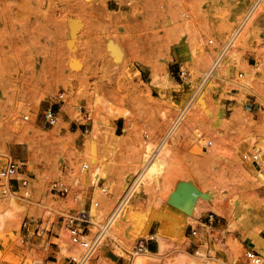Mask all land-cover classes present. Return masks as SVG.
I'll use <instances>...</instances> for the list:
<instances>
[{"label":"rangeland","instance_id":"rangeland-1","mask_svg":"<svg viewBox=\"0 0 264 264\" xmlns=\"http://www.w3.org/2000/svg\"><path fill=\"white\" fill-rule=\"evenodd\" d=\"M254 1L0 0V167L24 163L17 178L28 182H13L14 193L0 199V264H44L47 241L31 249L25 234L96 203L103 220L90 217L92 240L189 104L158 154L159 176L134 182L130 201L140 213L168 215L166 233L153 222L132 239L128 224L115 226L116 239L106 235L88 264H108L111 250L127 264H252L235 233L261 238L264 249L246 204H264V1L228 67L211 89L197 96V88ZM48 109L57 113L53 126ZM56 181L70 185L68 196L52 191ZM238 203L248 210L246 227L234 216ZM140 239L156 251L134 253ZM56 242L59 264L80 256L66 226Z\"/></svg>","mask_w":264,"mask_h":264},{"label":"bare ground","instance_id":"bare-ground-1","mask_svg":"<svg viewBox=\"0 0 264 264\" xmlns=\"http://www.w3.org/2000/svg\"><path fill=\"white\" fill-rule=\"evenodd\" d=\"M263 1L264 0H255L254 1L250 10L246 13L245 17L243 18L240 26L234 31L233 35H231L232 41L230 43V46L227 49V51L224 52L222 59H221L220 63L218 64V66L216 67V69L214 70V73L212 74L211 78H209L207 81H205L202 84H201V81L199 82L198 88H197L198 89L197 96L202 95L206 89H211L212 82L218 76L219 70L228 67V65H229L228 64L229 54H230L232 48L239 41L241 33H242L246 23L249 21L250 17L252 16L253 12L259 7V5ZM212 52H213V49L207 50L206 55L208 58L212 57ZM213 61H214V59H213ZM194 80H196V79L194 78ZM195 82L196 81L192 82V84L194 85ZM189 108H190V104L185 109H183V113L180 116L178 123H180V121L184 119L185 114H187V112L189 111ZM184 110L187 111V112H185V114H184ZM178 123L175 124L173 126V128L170 130V132L168 133V135L164 139H162L158 150H156L151 155L146 154L145 163L143 165L144 168L142 169V171L140 173L137 174V178H136V180H134V182L139 183L140 181L147 180V179H154V178H157L159 176L160 167H159L158 154L162 150H164L165 147L167 146L169 139H171V137L173 136V134L177 130V125H179ZM259 153L262 154L261 152H259ZM257 174L260 177H263V174L261 172L258 171ZM98 178H99L98 175H96L95 176V182L98 180ZM134 182L128 186V189L125 192L127 195L124 194V196L126 195L125 201L121 205L120 209L115 214H113L114 213V211H113L109 215V217L106 219V222H108V225H106L105 227H104V225L101 226V227H104V232H105L103 238L106 235H109L112 239H116V235L113 231V228L115 226L120 227L121 224H128V232H129V235L132 239H134L138 236L148 235V233L150 231V227H151L153 222H159V227H158V234L159 235H163L164 233H166L167 226L170 222L168 215H166L165 213L159 212L161 210H153V211H150L148 213H140L133 208V205L131 204L130 201H131L134 193L136 192L137 185H138L137 183H134ZM95 205H96V203L94 205H92V209H90L89 215L92 218V221H93L92 223H94V225H98L103 220V217L101 215V212L97 211L98 209L94 208ZM234 216L245 227L247 226V223L249 220V214H248V210L245 206H243L240 203L236 204L234 206ZM94 225L92 226V228L94 227ZM174 230H175L176 236L179 239H184L185 235H184V230H183L182 226H175ZM254 237L256 238V236H254ZM103 238H102V240H103ZM256 239L260 241L261 238H256ZM96 251H97V248L94 250L92 255H94L96 253ZM150 253L151 252H149V251L147 252V254H149V255H150ZM136 263L137 264H143V262L141 260L136 261Z\"/></svg>","mask_w":264,"mask_h":264},{"label":"built area","instance_id":"built-area-1","mask_svg":"<svg viewBox=\"0 0 264 264\" xmlns=\"http://www.w3.org/2000/svg\"><path fill=\"white\" fill-rule=\"evenodd\" d=\"M231 41H232V38L226 43V45L222 48V50L218 53L217 57L212 62L210 68L204 73L201 79V84L207 81L209 78H211L212 74L214 73V70L220 63L224 52H226L227 49L229 48ZM181 73L184 74L182 71ZM62 96L63 95H61V98ZM181 115L182 114H180L174 120L171 128L166 133L164 138L168 135L170 130L173 128V126L178 123ZM44 118L48 125L53 126L56 123L58 117L55 111H53L52 109H48L44 114ZM25 119L28 120V117H25ZM199 138H201V135L199 136ZM211 144H212L211 141L207 143L208 146ZM245 158H247V156H245ZM252 158L255 162H257L258 155H253ZM24 166H25L24 163H20L19 161H16L14 159H9L4 166L0 167V199L5 198L9 196L10 194L14 193L13 192L14 185L12 184L13 182H15L17 186L21 184L23 186L27 185L28 183L27 180L17 178V175H22L23 173L22 170ZM87 168H88L87 165L83 166V169H87ZM52 191H54L60 196L66 197L69 195L71 191V187L65 181H56L52 185ZM126 195L125 196L123 195L122 197L123 199L121 198L122 200L120 199L119 203L115 207L113 214H115L120 209L121 205L125 201ZM213 219H214L213 214L208 216L209 222H212ZM89 223H90V215L86 211L78 212L77 218L75 219L70 218V221L68 223L69 224L68 232H69L70 241L72 244L79 246L81 249L80 256L77 259H72L71 264H88L94 250L97 248L99 243L102 241V238L105 233L104 227L108 225V222L104 223V227H101V229L98 231V233L95 235V237L92 240L87 239V235L85 234L86 231L89 230L88 229ZM83 224L85 226H83ZM24 226H26V224ZM196 234H197V231L192 230V235L196 236ZM133 251L136 254L147 253L149 251L148 242L144 239L138 240L134 245ZM246 258L252 264H262L263 262L262 255L256 249L251 248V247L248 248L246 251Z\"/></svg>","mask_w":264,"mask_h":264},{"label":"crops","instance_id":"crops-1","mask_svg":"<svg viewBox=\"0 0 264 264\" xmlns=\"http://www.w3.org/2000/svg\"><path fill=\"white\" fill-rule=\"evenodd\" d=\"M179 56H182V54L179 52ZM121 119H118L116 122H114L115 130L116 132L120 128ZM263 198V197H261ZM245 203V202H244ZM251 206L252 214L257 218L255 223L252 226L253 230L264 232V204L263 203H246ZM74 213L70 212V216ZM69 220V217L62 216L60 217L59 221L52 224V226L48 230H44L43 232L38 233H31L28 231L24 236V243L28 245L29 248H33L38 244V242L41 240H46L48 243V249L47 253L45 254L44 258V264H59L61 262V255L62 250L60 249L58 243L56 240H59L61 238V233L66 226L68 228L69 224H65L66 221ZM41 234L39 236L38 234ZM235 237L239 239L241 242L247 243V246L250 248L256 249L264 258L263 249L260 247L257 239L241 230L237 231L235 233ZM250 244L252 246H250ZM20 251V248L18 247L17 251L15 253H18ZM149 251L155 252L156 247L154 245H149ZM105 259H107L108 264H127V262L119 257L115 252L112 250L109 251L108 254L104 256Z\"/></svg>","mask_w":264,"mask_h":264}]
</instances>
